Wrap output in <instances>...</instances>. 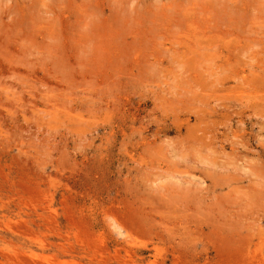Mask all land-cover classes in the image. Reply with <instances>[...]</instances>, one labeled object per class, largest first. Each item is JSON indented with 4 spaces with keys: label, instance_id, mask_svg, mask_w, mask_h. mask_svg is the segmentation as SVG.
I'll list each match as a JSON object with an SVG mask.
<instances>
[{
    "label": "rangeland",
    "instance_id": "1",
    "mask_svg": "<svg viewBox=\"0 0 264 264\" xmlns=\"http://www.w3.org/2000/svg\"><path fill=\"white\" fill-rule=\"evenodd\" d=\"M0 264H264V0H0Z\"/></svg>",
    "mask_w": 264,
    "mask_h": 264
}]
</instances>
